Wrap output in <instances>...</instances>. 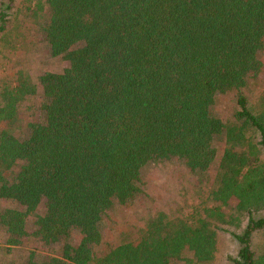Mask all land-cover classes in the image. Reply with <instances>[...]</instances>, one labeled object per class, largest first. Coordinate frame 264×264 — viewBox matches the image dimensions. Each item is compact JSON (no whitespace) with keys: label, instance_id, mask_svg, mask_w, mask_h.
Segmentation results:
<instances>
[{"label":"trees","instance_id":"16d2710c","mask_svg":"<svg viewBox=\"0 0 264 264\" xmlns=\"http://www.w3.org/2000/svg\"><path fill=\"white\" fill-rule=\"evenodd\" d=\"M19 1L0 0V34ZM27 1L65 66L0 91V264L208 262L219 234L238 244L234 264H264V103L245 94L262 69L264 0ZM31 101L40 122L9 130ZM173 160L198 182L214 169L210 202L158 212L101 251L103 217L142 195L147 165Z\"/></svg>","mask_w":264,"mask_h":264},{"label":"rangeland","instance_id":"374dc122","mask_svg":"<svg viewBox=\"0 0 264 264\" xmlns=\"http://www.w3.org/2000/svg\"><path fill=\"white\" fill-rule=\"evenodd\" d=\"M28 5L27 0H20L15 13L8 12V28L0 34V91L4 86L14 85L19 78H30L38 85L44 75L59 72L65 66L62 60L50 57L42 35L32 19L26 15ZM2 7L0 5V8ZM260 58L262 69L249 79L245 92L253 110L260 108V104L264 103V51ZM35 109L32 101L26 103L20 110L21 118L31 114L32 117L9 130L22 134L29 131L31 124L41 120ZM219 109L225 118L230 116L235 109L232 96H224L220 100ZM3 129L7 128L0 124V131ZM213 174L214 169L211 168L208 179L198 182L190 177L182 161L173 160L160 165H147L143 175L142 195L126 207L115 205L108 211L107 216L103 217L104 242L100 250L104 251L108 246H114L124 241L126 237H131L132 233L144 228L145 222L158 212L175 217L189 212L191 206L201 202L209 203L207 192L212 186ZM12 176L9 173L7 179L11 180ZM227 230L237 232L232 227H228ZM79 239L75 233L74 242H78ZM263 244L264 234H260L254 239V248L262 249ZM238 248V244L229 236L219 234L217 250L212 261L198 262L190 254L191 261L185 264H234L231 260L236 257Z\"/></svg>","mask_w":264,"mask_h":264}]
</instances>
